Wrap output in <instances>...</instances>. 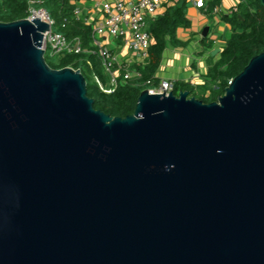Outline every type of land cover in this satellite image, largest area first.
Listing matches in <instances>:
<instances>
[{"label":"water","instance_id":"1","mask_svg":"<svg viewBox=\"0 0 264 264\" xmlns=\"http://www.w3.org/2000/svg\"><path fill=\"white\" fill-rule=\"evenodd\" d=\"M51 25L0 21V264H264V51L218 99L113 114Z\"/></svg>","mask_w":264,"mask_h":264},{"label":"trees","instance_id":"2","mask_svg":"<svg viewBox=\"0 0 264 264\" xmlns=\"http://www.w3.org/2000/svg\"><path fill=\"white\" fill-rule=\"evenodd\" d=\"M221 0H209V9H213ZM45 8L54 19L53 29L61 31L68 37L80 36L85 47L90 48L92 26L78 18L73 0H0V21H12L30 15V9ZM232 24V34L227 39L220 57L211 62L206 74V81L194 84L189 81L174 80L173 90L177 94L190 88V95L203 97L205 100L219 98L225 93L229 81L248 64L251 57L264 51V2L262 0H240L232 15H224ZM184 6L170 5L154 22L150 29L155 41L150 46V56L142 66L137 65L142 75L128 82H120L112 91L102 89L95 76L106 83L108 77L103 71L102 62L97 52L85 50L70 52L59 59H48L52 67L74 66L83 69L87 79L89 94L96 97L97 108L113 114L127 115L135 110L140 92L144 88L155 86L160 79L156 76L162 52L166 46L167 36L175 38L179 25H189ZM147 80H150L149 82Z\"/></svg>","mask_w":264,"mask_h":264},{"label":"built area","instance_id":"3","mask_svg":"<svg viewBox=\"0 0 264 264\" xmlns=\"http://www.w3.org/2000/svg\"><path fill=\"white\" fill-rule=\"evenodd\" d=\"M161 3L162 0H102V15L92 30L90 48L85 47L80 36L71 38L61 31L54 30V19L45 8L31 7L30 12L33 9V13L28 17L38 15L46 19L47 14L51 18L52 25L46 30L44 42L46 51L60 55L85 50L97 52L108 81L104 83L97 75L95 79L102 89L110 92L120 82H128L142 75L136 64L144 62L150 56L153 35L149 29V20L158 13ZM197 4L202 6L204 0H197ZM74 13L81 18L82 8L76 5ZM111 39H116L117 43L119 39L126 46L122 57L117 56L110 47ZM165 84L168 91L173 90L174 83L171 79H160L151 90H166Z\"/></svg>","mask_w":264,"mask_h":264},{"label":"crops","instance_id":"4","mask_svg":"<svg viewBox=\"0 0 264 264\" xmlns=\"http://www.w3.org/2000/svg\"><path fill=\"white\" fill-rule=\"evenodd\" d=\"M73 1L82 8L81 18L86 24H90L93 30L102 15L100 11L102 0ZM239 2L240 0H221L218 6L209 9V0H204L202 6L197 4V0H162L158 13L150 17L149 29L151 23L163 14L168 6L175 4L184 6L190 23L179 25L175 31V38L167 36L156 76L172 81L180 79L194 84L204 83L210 63L219 59L220 52L232 34V24L224 19V15H232ZM152 35L153 43L155 36L153 33ZM110 47L119 57L126 52V46L119 39L118 43L116 39H111ZM215 48H220V51L213 54L212 50ZM147 59L137 65H144Z\"/></svg>","mask_w":264,"mask_h":264},{"label":"rangeland","instance_id":"5","mask_svg":"<svg viewBox=\"0 0 264 264\" xmlns=\"http://www.w3.org/2000/svg\"><path fill=\"white\" fill-rule=\"evenodd\" d=\"M31 13H33V9L31 10ZM46 56L48 59H59L61 55L60 54H52L50 52V50H48V51H46Z\"/></svg>","mask_w":264,"mask_h":264}]
</instances>
